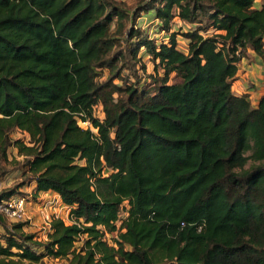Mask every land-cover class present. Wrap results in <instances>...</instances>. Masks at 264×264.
Instances as JSON below:
<instances>
[{
	"label": "trees",
	"instance_id": "1",
	"mask_svg": "<svg viewBox=\"0 0 264 264\" xmlns=\"http://www.w3.org/2000/svg\"><path fill=\"white\" fill-rule=\"evenodd\" d=\"M255 1L137 5L126 39L162 68L151 90L114 67L123 49H111L109 28L125 14L116 1L0 0V159L15 146L35 194L56 191L75 218L51 217L43 240L0 212V264H264V93L254 106L231 87L247 48L264 62ZM151 9L166 31L174 16L199 24L181 32L187 51L178 31L156 43L134 26ZM103 67L111 74L99 81ZM15 128L31 144L11 137Z\"/></svg>",
	"mask_w": 264,
	"mask_h": 264
},
{
	"label": "rangeland",
	"instance_id": "2",
	"mask_svg": "<svg viewBox=\"0 0 264 264\" xmlns=\"http://www.w3.org/2000/svg\"><path fill=\"white\" fill-rule=\"evenodd\" d=\"M120 4L125 14L121 17L115 16L111 22L109 33L113 37V46L111 49L120 47L122 52L116 55L114 58V67H121V73L128 77V81H138L139 88H149L153 89L154 84L159 81V77L163 74L162 68H154V62L151 59L150 54L147 52L144 46L139 47L136 50L135 36L126 39V34L129 29L132 27V15L135 7L142 3L143 0H114ZM255 5H259V0L255 1ZM134 26H137L143 33L151 37L156 43H159L162 39H168L169 32L178 31L177 37V46L183 51H187L188 39L181 34L183 31L194 30L199 26L198 23H191L184 20H180L178 16H174L170 22V29L166 31L162 29L160 24L161 20L154 15V10L151 9L149 12L140 14L135 18ZM213 33L212 29L203 30V34ZM127 53L129 57L128 63L123 64L122 54ZM133 56V57H132ZM136 60V61H134ZM131 68H130V66ZM99 74L97 79L99 81L107 78L111 74L110 68L103 67L98 68ZM132 71L136 72L138 79L133 74ZM179 80L178 77L174 76V72L170 73L169 81ZM115 83L122 84V80L118 77L113 79ZM114 96H117V93H114ZM94 114L99 118H103V106L100 102L94 105ZM79 125L82 127H87L90 125L89 121H83L78 119ZM93 131L95 129L92 127ZM11 137L23 139L26 143L29 142L28 133L15 128L10 133ZM24 158L23 154H19L15 146L11 145L7 149V160L0 159V191L16 186V191L14 194L25 195L26 198H30L31 202L28 203L26 208L27 218L23 220L25 224L23 229L28 232H33L38 239H47L50 229V219L51 217H61L66 223H70L67 220L69 216L74 219L71 215V205L62 203L57 195L56 191L50 190L48 193L35 194V184L34 181L30 180L29 177L25 176L28 172V166L22 165V160ZM250 162H247L245 167H247ZM60 197V195H59ZM61 199V198H60ZM69 213V216H68ZM4 221L10 225L11 221L9 217L4 216ZM72 222V220H71ZM5 228L2 223H0V235L2 236L5 233ZM84 235H81L76 241V245L79 246L83 239ZM112 233H108V238L111 239ZM38 251H42V248H37ZM45 264H62L66 262V259L52 258L50 256L43 257Z\"/></svg>",
	"mask_w": 264,
	"mask_h": 264
},
{
	"label": "crops",
	"instance_id": "3",
	"mask_svg": "<svg viewBox=\"0 0 264 264\" xmlns=\"http://www.w3.org/2000/svg\"><path fill=\"white\" fill-rule=\"evenodd\" d=\"M237 66L238 70L232 79V90L238 94L247 93L250 102L255 106L264 93L263 59L253 49L247 48L238 60Z\"/></svg>",
	"mask_w": 264,
	"mask_h": 264
},
{
	"label": "built area",
	"instance_id": "4",
	"mask_svg": "<svg viewBox=\"0 0 264 264\" xmlns=\"http://www.w3.org/2000/svg\"><path fill=\"white\" fill-rule=\"evenodd\" d=\"M49 191L50 190H42V191H39V194L48 193ZM57 197L61 201L59 195H57ZM30 202H31L30 198H26L25 195L11 194L9 196L0 198V212L3 213L5 216L9 217V219L12 221H23L28 216L26 213V208L28 207V203ZM61 202L64 203L63 201ZM66 206L68 205L66 204ZM126 213H127V205L125 202L123 206L120 207L118 219L116 220L117 225L121 223ZM68 216H69V213H68ZM69 219L70 220H67L69 222H71V220L72 222L75 221V218L72 219L70 216H69Z\"/></svg>",
	"mask_w": 264,
	"mask_h": 264
}]
</instances>
